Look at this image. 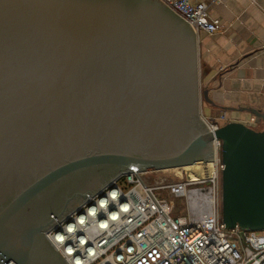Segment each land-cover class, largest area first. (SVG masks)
<instances>
[{
    "label": "water",
    "instance_id": "obj_1",
    "mask_svg": "<svg viewBox=\"0 0 264 264\" xmlns=\"http://www.w3.org/2000/svg\"><path fill=\"white\" fill-rule=\"evenodd\" d=\"M200 86L198 35L162 0H0V264H69L48 232L90 196L213 161L215 139L224 224L263 230L264 127L212 131Z\"/></svg>",
    "mask_w": 264,
    "mask_h": 264
},
{
    "label": "built area",
    "instance_id": "obj_2",
    "mask_svg": "<svg viewBox=\"0 0 264 264\" xmlns=\"http://www.w3.org/2000/svg\"><path fill=\"white\" fill-rule=\"evenodd\" d=\"M191 24L213 34V18L202 0H162ZM215 131L221 125L208 124ZM222 142L213 161L158 177V171L126 173L89 197L48 232L69 264H264V229L228 228L222 218ZM146 176L155 177L148 183ZM170 196L184 198L187 216H173ZM202 211L194 213L192 202ZM209 205L207 211H203Z\"/></svg>",
    "mask_w": 264,
    "mask_h": 264
},
{
    "label": "crops",
    "instance_id": "obj_3",
    "mask_svg": "<svg viewBox=\"0 0 264 264\" xmlns=\"http://www.w3.org/2000/svg\"><path fill=\"white\" fill-rule=\"evenodd\" d=\"M202 1L220 19L217 32L198 35L203 88L209 89L216 108L249 106L264 112V0ZM240 110L227 111L249 124L243 118L249 111ZM255 121L264 127L263 120Z\"/></svg>",
    "mask_w": 264,
    "mask_h": 264
},
{
    "label": "rangeland",
    "instance_id": "obj_4",
    "mask_svg": "<svg viewBox=\"0 0 264 264\" xmlns=\"http://www.w3.org/2000/svg\"><path fill=\"white\" fill-rule=\"evenodd\" d=\"M201 78V75H200ZM201 92L203 90V83L201 82V86H200ZM201 106H200V112H201V118H203L205 120V122H207L208 124H218V125H225L230 121H234L235 119H237V117L232 115L231 111H227V110H223L220 108H216L213 105L205 102L203 99L200 102ZM248 116L243 118L244 120L248 121L250 126L256 128V129H260V125L262 126V124L260 123L259 125L256 123L255 121V115L252 114L251 112H247ZM239 121V120H236ZM245 123V122H244ZM158 177L162 178V177H167L170 176L169 178H173V176H178V172L173 173V172H164V171H158V173L156 174ZM153 179H155V177H150V176H146V180L148 183H151L153 181ZM165 197L169 198V202L171 203V205H173L174 211H173V216H187L188 215V206H187V202L184 198H179V197H175V196H170L169 194L164 193Z\"/></svg>",
    "mask_w": 264,
    "mask_h": 264
},
{
    "label": "bare ground",
    "instance_id": "obj_5",
    "mask_svg": "<svg viewBox=\"0 0 264 264\" xmlns=\"http://www.w3.org/2000/svg\"><path fill=\"white\" fill-rule=\"evenodd\" d=\"M193 168H196L194 166H187V167H179V168H171V169H166L164 170V172H173V173H176L178 172V174L181 173L182 170L186 169V170H191V172H193ZM195 172H193V175H194ZM192 202V211L194 213H199L202 211V208L200 207V204L197 203L196 201L194 202L193 200H191ZM209 209V205L206 206V208L203 210V211H207Z\"/></svg>",
    "mask_w": 264,
    "mask_h": 264
}]
</instances>
